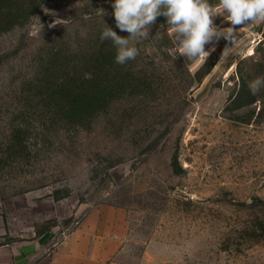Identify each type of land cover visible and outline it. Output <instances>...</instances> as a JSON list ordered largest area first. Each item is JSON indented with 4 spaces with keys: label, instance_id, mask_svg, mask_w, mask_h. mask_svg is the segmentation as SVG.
I'll return each mask as SVG.
<instances>
[{
    "label": "rangeland",
    "instance_id": "rangeland-1",
    "mask_svg": "<svg viewBox=\"0 0 264 264\" xmlns=\"http://www.w3.org/2000/svg\"><path fill=\"white\" fill-rule=\"evenodd\" d=\"M24 2L0 26L4 240L111 209L131 264H264V38L248 50L242 28L187 61L161 16L120 65L101 39L128 35L114 0Z\"/></svg>",
    "mask_w": 264,
    "mask_h": 264
},
{
    "label": "clouds",
    "instance_id": "clouds-1",
    "mask_svg": "<svg viewBox=\"0 0 264 264\" xmlns=\"http://www.w3.org/2000/svg\"><path fill=\"white\" fill-rule=\"evenodd\" d=\"M112 8L116 27L128 35H118L106 25L101 39L113 42L115 62L120 65L137 57V41L150 36V29L161 16L165 17L168 29L174 35L180 55L187 61L203 63L216 50L215 46L205 50L207 44L223 38L234 45L237 26H242L241 29L258 21L264 22V0H219L216 5L209 0H114ZM217 16H222L230 26H217L214 23ZM231 50L232 47L226 44L220 59L227 57ZM261 89H264V76L249 82L253 95Z\"/></svg>",
    "mask_w": 264,
    "mask_h": 264
},
{
    "label": "crops",
    "instance_id": "crops-1",
    "mask_svg": "<svg viewBox=\"0 0 264 264\" xmlns=\"http://www.w3.org/2000/svg\"><path fill=\"white\" fill-rule=\"evenodd\" d=\"M243 28L264 32V22ZM7 226L9 218L0 211V264H131L123 260L124 237L111 209H95L58 240L48 231L7 242Z\"/></svg>",
    "mask_w": 264,
    "mask_h": 264
},
{
    "label": "trees",
    "instance_id": "trees-1",
    "mask_svg": "<svg viewBox=\"0 0 264 264\" xmlns=\"http://www.w3.org/2000/svg\"><path fill=\"white\" fill-rule=\"evenodd\" d=\"M24 5V0H0V26L6 21L14 23L13 20H16L18 12L24 8Z\"/></svg>",
    "mask_w": 264,
    "mask_h": 264
},
{
    "label": "built area",
    "instance_id": "built-area-1",
    "mask_svg": "<svg viewBox=\"0 0 264 264\" xmlns=\"http://www.w3.org/2000/svg\"><path fill=\"white\" fill-rule=\"evenodd\" d=\"M249 42H248V47L250 50L251 48L257 46L259 43H261L263 41L264 38V32L260 31L258 29L252 28L249 31Z\"/></svg>",
    "mask_w": 264,
    "mask_h": 264
}]
</instances>
